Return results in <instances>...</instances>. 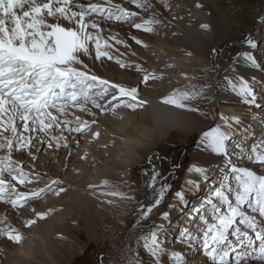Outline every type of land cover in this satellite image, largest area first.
<instances>
[{
    "label": "snow or ice",
    "instance_id": "snow-or-ice-1",
    "mask_svg": "<svg viewBox=\"0 0 264 264\" xmlns=\"http://www.w3.org/2000/svg\"><path fill=\"white\" fill-rule=\"evenodd\" d=\"M126 2L142 12H151L150 18L144 19L140 12L131 11L114 0L95 3L79 0H0V152L3 153L0 155V202L10 205L17 215L20 209L42 199L44 194L52 192L58 197L67 189L62 186L63 181L52 179L39 190L21 191L22 187L43 182L46 174L36 172L34 163L27 165L23 159H14V153L21 156L27 154L36 162L38 158L33 149L40 152L38 145L48 148L55 146L56 149L68 147L64 132L82 136L90 133L91 140L95 141L101 136L99 116L107 112L116 115L120 107L136 111L149 103L140 95L138 87L113 83L90 70H82L88 66L81 55L91 59L92 49L96 60L107 58L114 60L121 68L132 67L111 54L109 49L112 45L100 35L103 29L97 18L129 23L146 33H153L155 25L164 23L162 12L155 10L152 0ZM159 5L167 11L172 7L169 0H159ZM196 7L202 5L197 4ZM138 16L141 22L136 23L134 21ZM260 23L264 24V18ZM201 27L206 29L208 25ZM133 39L137 44L143 43L135 37ZM116 43L122 44L123 41L117 39ZM243 43L248 50L240 52L236 59L242 60L251 69H264V64L258 63L254 54L256 40L249 35ZM212 51L215 53L216 50ZM135 68L144 73L141 84L162 79V76L146 71L139 64ZM225 81L243 104L249 108H264L258 102L253 87L256 82L254 75L251 80L241 75L235 80L225 77ZM207 87L189 85L184 89H174L163 97L161 103L199 112V108L190 102L202 98ZM77 112L86 113L92 119L83 120ZM219 119L221 124L202 131L198 144V148L223 158L217 168L219 176L210 183V196L193 209L188 223L178 229L176 241L188 250L202 247L209 264H264V174H260L264 171V134L248 145V139L256 134L251 126L243 123L240 116L220 114ZM94 126L96 131H93ZM260 127L264 130V120ZM57 131L60 135L54 134ZM237 135L240 136L239 141H236ZM78 145L79 141H76ZM103 147L107 148L108 145ZM86 156L87 153L82 158ZM242 158L248 164L260 167L253 170L239 166L236 161ZM153 159V156L147 157L150 168L143 173L147 177L145 187L153 194V199L136 209L139 217L137 224L159 208L165 194L171 189L167 178L161 179V172L152 164ZM26 166L32 171H25ZM187 171L209 182L212 168L194 163ZM185 183L195 189L200 187L199 182L191 179ZM104 187L111 190L101 191ZM88 188L93 194L99 193L97 198H105L102 203L113 207H119L117 200L107 197L123 201L135 199L107 180L100 185L89 184ZM174 198L181 205L187 204L183 189L176 191ZM31 210L34 218L25 219V227H31L54 211ZM160 219L162 223L137 238L136 248H127L124 264H188L184 252L166 247L168 228L171 226L170 213L162 212ZM7 220L6 215H0V225H3L0 227V237L17 245L22 244L23 234ZM141 247L147 259L141 256Z\"/></svg>",
    "mask_w": 264,
    "mask_h": 264
},
{
    "label": "rangeland",
    "instance_id": "rangeland-1",
    "mask_svg": "<svg viewBox=\"0 0 264 264\" xmlns=\"http://www.w3.org/2000/svg\"><path fill=\"white\" fill-rule=\"evenodd\" d=\"M79 1L83 3L102 2V0ZM198 1L171 0L173 2L171 4L178 10L180 6H191ZM115 2H119V0H115ZM152 3L155 9L165 13L164 20L168 19L166 12L159 5V0H152ZM263 9L264 0H215L210 6L212 12L210 28L214 32V38L209 45L204 59L200 60V63L196 67L194 80L189 84L179 85H176L172 79H167L159 74L157 75L162 76V79L149 81L147 85L141 84L144 73L138 72L135 68V65H137L135 64V58H138L139 65L149 72H152L150 70L152 67L155 68L156 72H168L173 69L171 65L170 67H166V65H169V61L165 60L164 54L158 50L160 46H167L170 43L172 22L155 25V31L153 33H146L133 28L129 23L103 21L97 18V22L100 23V27L103 29L100 35L112 45V48L109 49L111 54L119 57L127 64L132 65V67L121 68L114 60H108L107 58L96 60L94 49H92L91 59L81 55V59L88 66L87 69L82 70H90L91 73H95L101 78L113 83L128 87L138 86L140 89H144V92L155 98L165 96L173 88L184 89L189 85H196L199 88L208 85L202 98L190 102L200 110L199 112H191L196 128L188 132L171 130L165 137L150 143L145 148L144 158L130 167L125 179H119L115 176L102 173L104 163H117L113 155L114 145L111 142L104 144L108 145L107 148L99 145L94 146L93 141L90 146H86L82 135L76 133L69 134L68 132H64V135L68 138L67 148L62 146L56 149L55 146L48 148L46 145H38V147H41L40 152L37 153L33 149L34 154L38 158L36 162H33L27 154L21 156L19 153H14V159H23L27 165H33L34 163V170L40 173L44 170L47 175L43 182L22 187L20 188L21 191L36 190L39 186L43 188L49 175L64 179L63 181L65 183L62 186L67 191L58 197L52 192L46 193L42 199L32 201L25 208L20 209L19 215H17L16 210L11 209L10 205H4L0 202V215H6L9 218L7 223L17 228L24 236V240L20 245L9 242L4 237H0V264H22L23 260H26V256L21 254V250L26 249L28 252L29 248L36 249L42 237L51 241H55L57 238L62 239L65 244V256L68 259L65 264H124L123 257L126 254L127 248H136V240L139 236L146 234L155 225L162 223L163 221H161L160 215L164 211L170 213L171 221V226L168 228V243L166 247L170 250L184 252L188 264H209L203 254V248L196 247L188 250L176 241L178 229L183 224L188 223V217L192 211H187V217L180 218V222L177 225L178 228L171 231V227L175 223L178 208L181 207L182 210L186 209L185 206L197 202H195L196 198L202 196V198L207 199L211 193L210 185L207 186L206 182L197 175L193 181L199 182L200 187L199 189H195L193 193H186L187 204L181 205L174 198L176 191L184 189L185 180L188 175L187 170L195 163V150L199 142V134L194 147L190 149L181 148L170 160L154 157L152 164L161 172V179L164 177L167 178L166 182L171 184V189L165 194L164 200L159 208L154 209L149 218L137 224L136 221L139 217L135 213L131 216V226L125 233H118L105 244L104 248L100 247L107 237L118 230L124 229L128 222L129 214L133 209L143 204L144 198L147 197L148 203L152 201V193L148 191L149 193L146 195V190L142 192V188L145 189L144 185L147 180V177L143 173L146 169L150 168L147 163V157L151 156L152 152L170 156L177 146L191 144L194 136L197 135V131L211 123L213 120V106L211 102L213 90L217 88L220 91V95L227 92L228 88L225 77L234 79L233 75L237 74L240 67V60L238 61L236 58L240 52L244 51L245 43L243 41L245 37L251 35L256 40V50H259L256 56H258L259 63L264 64V26L259 28L255 24L258 18H264ZM142 15L145 19L146 15L140 14V16ZM172 17L174 21L185 22L184 15ZM139 22L141 21H137L136 23ZM192 22L197 24L196 20ZM63 23L66 24V22ZM172 32H174V29ZM258 32L259 34H257ZM112 37L115 39H112ZM133 37L141 40L143 43L137 44ZM117 39L123 41V43L117 44ZM144 45L147 46L145 47ZM213 49L216 50L215 53H213ZM114 50L117 51L115 52ZM138 53H142L143 57L140 58ZM256 71L260 72V76L255 77L258 83L254 89L258 97V102L264 105V69H256ZM220 76H222V80L218 82ZM143 109H137L138 111L129 109L128 111L130 114L132 113L131 116H135V113L138 114ZM205 113L207 115H204ZM255 114V125L252 122H247L245 125L251 126L252 128L256 126V139L259 140L262 137L261 134L264 132L260 127L261 121L264 120V108H252V113H248V117H253ZM54 134L60 135L59 131ZM76 141H79L78 146H76ZM85 153H87L86 158H82L85 157ZM0 155H3V153L0 152ZM236 162L239 166H247L253 170L260 167L257 164H248L243 158ZM25 171H32V168L26 166ZM260 174H264V171ZM99 176H105L110 184L118 185L122 191L134 196L135 199L123 201V204L117 202L119 207H106L100 204L97 199L94 200V197L84 195L83 193H80L82 194V197H80L79 191L88 190V185L94 184V180ZM216 178L214 177V179ZM203 187L205 190H202ZM102 189H105V187ZM169 205H174V207H169ZM200 205L201 202H199L198 206ZM32 208H35L36 211H48V209H54V211L45 219L37 220L36 224L31 227H25L24 220L34 218L35 214L32 212ZM59 220L63 222L62 226L59 225ZM2 226L0 225V227ZM170 233L174 240L169 239ZM139 251L141 256L147 259L142 247Z\"/></svg>",
    "mask_w": 264,
    "mask_h": 264
},
{
    "label": "bare ground",
    "instance_id": "bare-ground-1",
    "mask_svg": "<svg viewBox=\"0 0 264 264\" xmlns=\"http://www.w3.org/2000/svg\"><path fill=\"white\" fill-rule=\"evenodd\" d=\"M214 1L215 0H199L197 3L192 4L191 6L190 5L184 7L180 6L178 10L175 7H173V4H171L172 7L170 11L164 10V12H166L168 19L170 18L169 20L168 19L164 20L165 13H162L164 23L166 22L173 23V26H171L172 35L170 37L171 39H169L170 43L167 44V46H160L158 50L164 54L166 58L165 60L169 61V65H171V68L173 69H171L168 72H164V71L156 72L155 68L152 67L150 68L152 72H155L156 74L159 75H163L167 79H172L176 85L189 84L194 80V72L196 70V67L200 63V60L204 59L206 52L209 49V45L211 44L214 38V32L210 28V19L212 18V12L210 10V6ZM169 2L173 3L171 2V0ZM116 3H122L123 6L128 7L131 11H137L140 12V14L146 15L145 19H149L151 16V12H142L141 10L136 9L134 5L128 4L126 0H119V2ZM197 4H201L202 7L199 8L196 7ZM178 15H184L185 22L174 21L172 16H178ZM193 20H196L197 24L193 23L192 22ZM260 20L261 18H258L255 22V24L259 28L264 26V24L260 23ZM135 21L136 22L141 21L140 17H137ZM203 24H207L208 28L206 29L202 28L201 25ZM173 29L174 32H172ZM257 34H259V32ZM257 34H255V36L258 37ZM243 50L244 51L248 50L246 44ZM114 51L116 52L117 50ZM258 52L259 50L256 49L254 50L255 55H257ZM187 53H191V55H188ZM138 56L141 58L143 57V54L138 53ZM135 60H136L135 64H139L138 58L137 59L135 58ZM258 63H259V59H258ZM239 64L240 67L239 70L237 71V74L233 75L234 80L241 75L249 80H251V77L253 75L255 77L260 76V72L256 71V69H251L250 66L245 64L242 60H240ZM221 80H222V76H220L218 82H220ZM257 83L258 82H255V84H253L254 88L256 87ZM133 87H138V86H133ZM138 90L140 92V95L149 101V103L145 106V108L141 110V112H139L138 114L135 113V116H131L132 113L131 114L129 113L128 111L129 108L127 107H120V109L118 108L116 115H113L111 112H107L99 116L98 127H99V131L101 132V136L99 137V139L93 141L94 146L97 145L103 146L106 142H111L114 145L113 155L115 156L117 163H110V162L104 163V168L102 173L115 176L116 178L119 179H125L128 175L130 167H132L136 162L144 158L143 154L145 152V148H147V146H149L150 143L165 137L171 130L188 132L196 128L191 112L183 109H177L170 105H164L163 103H161V100L164 97L163 95H162L163 97L155 98L144 92L143 91L144 89L142 90L138 87ZM212 90L213 89L211 86V91ZM172 91L169 90L166 95H168ZM219 92L220 91H218L217 88L213 90L212 101H211L213 106V120L209 125L197 131V134L199 135H201L202 131L208 130L210 127L215 126L216 124H221L222 121L219 119L220 114H223L225 116L238 115L240 116L244 124L247 122L254 123V119H256V114L253 117H248V113H252V108H249L247 105L243 104L241 102V99L235 93H233L229 88L227 89V92H225V94L223 95H220ZM108 99H110V96L108 97ZM76 114L80 115L83 120L92 119V117L88 116L86 113L77 112ZM254 127L251 128L256 134V126ZM96 130L97 128L94 126L93 131ZM82 138L85 140L86 146L91 145L92 140L90 133L83 135ZM256 138H257L256 135L254 137H250L247 141V144L251 145L252 143L256 142L257 141ZM236 139L237 141H239L240 136L237 135ZM198 144L199 142L197 143V148L195 150V164H199L201 166L204 165L211 166L212 173L210 176V181L206 182V185L209 186L212 181L218 178L217 175L219 173L217 172V167L222 164L223 158L210 154L209 152L204 151L202 148H198ZM41 174L42 175L46 174V171L44 170L41 171ZM197 175L198 174L194 172L193 173L188 172L186 180L189 179L193 180ZM46 176L47 175H45V177ZM214 177L217 178L214 179ZM52 179H59L61 181L64 180L62 178H58L57 176L49 175L47 182H49ZM104 180H106L105 176H99L94 180V184L99 185ZM63 183H65V181H63ZM40 188L41 187L39 186L37 187L36 190H39ZM110 190L111 189L107 187H105V189H101V191H110ZM145 190L147 191L146 187L145 189L142 188V192H144ZM183 190L185 191V194L188 192L193 193L195 191V188H192L190 185H187L185 183ZM202 190H205L204 187L202 188ZM119 191H122L121 188H119ZM80 193H83L84 195L90 197H94V200L97 199V201L103 206L106 207L111 206L108 205L107 203H102L101 201L105 198L104 197L97 198L99 196V193L97 192L96 194H93V191L91 189L80 190L79 194ZM209 196L210 195H208V197ZM80 197H82V194H80ZM107 199H116L118 203L123 204V200H119V198L116 197H107ZM205 200L206 199L200 196L195 199V202L197 201L195 204L192 203L185 206L186 209L182 210L181 207L178 208L175 218V223L174 225H172L171 231H174L178 228L177 225L180 222L179 221L180 218L187 217L186 216L187 211H193L194 208L199 207L198 206L199 202L202 203ZM62 224L63 222L59 220V225L62 226ZM171 235L172 234L170 233L169 239L174 240V238ZM64 247L65 244L61 238L59 239L57 238L55 241H51L48 240L47 238L42 237L36 249L29 248L28 252L26 249L21 250V254L26 256V260H23L22 264H65V262L68 259L65 256Z\"/></svg>",
    "mask_w": 264,
    "mask_h": 264
},
{
    "label": "water",
    "instance_id": "water-1",
    "mask_svg": "<svg viewBox=\"0 0 264 264\" xmlns=\"http://www.w3.org/2000/svg\"><path fill=\"white\" fill-rule=\"evenodd\" d=\"M197 137H198V134L194 136V138H193L191 144H189V145H179V146H177V147L175 148L174 152H173L170 156H166V155L160 154V153H158V152H152V153H151V156H153V157H159V159L164 158V159H166V160H170V159L173 157V155H174L176 152H178L181 148H183V149H190V148L194 147V145L196 144ZM148 193H149V192H148V190H147L146 195H148ZM144 203H148V199H147V197L144 198L143 204H144ZM136 209H137V208H136ZM136 209L132 210L131 213L129 214V216H128V220H127L128 222H127V224L125 225L124 229L118 230V231H116L114 234H112L111 236L107 237V238L105 239V241L103 242V244L101 245L100 248H104L105 244H106L110 239H112L113 237H115L118 233H125V232L129 229V227L131 226L130 218H131V216H133V215L136 213Z\"/></svg>",
    "mask_w": 264,
    "mask_h": 264
}]
</instances>
